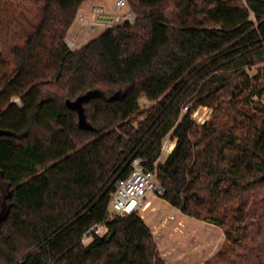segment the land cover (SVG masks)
<instances>
[{
	"label": "trees",
	"instance_id": "trees-1",
	"mask_svg": "<svg viewBox=\"0 0 264 264\" xmlns=\"http://www.w3.org/2000/svg\"><path fill=\"white\" fill-rule=\"evenodd\" d=\"M89 1L36 0L32 29L4 26L24 45L12 63L0 50V264H166L139 213L108 219L136 158L169 204L223 230L204 264H264V87L247 73L264 63V0H129L135 24L70 49ZM87 96L82 128L67 102Z\"/></svg>",
	"mask_w": 264,
	"mask_h": 264
},
{
	"label": "rangeland",
	"instance_id": "rangeland-1",
	"mask_svg": "<svg viewBox=\"0 0 264 264\" xmlns=\"http://www.w3.org/2000/svg\"><path fill=\"white\" fill-rule=\"evenodd\" d=\"M0 1L2 2L0 12L3 13L1 14L3 24L2 28H0V50L4 52L7 62L12 63L11 52L13 48L23 46L24 40L22 37L13 38L11 33L8 34L4 30V26L10 24L14 26L23 25L24 29H32L31 27L39 21L38 10L41 13L42 3L38 2L37 4L36 0ZM95 2L103 4L110 13L107 14L104 10V14H99L97 18L101 21L114 22L117 0H94L87 4ZM85 8H87V5ZM127 12L128 8H123L120 15H124ZM97 13H100V11L98 10ZM81 15L80 17L78 16L77 25L75 30H73V32L78 34L73 35L74 33H70L67 37L70 42L75 43V49L86 44L104 30L103 27H98V32H93L89 23L94 22L95 15L88 16V18L83 16V14ZM247 73L251 77L260 75L261 86L264 87V63L247 69ZM260 99L264 103V94ZM143 103L145 102L143 101ZM193 105L194 103L192 102L190 107ZM199 108L197 117L199 121H203L202 117L204 116L208 120L211 119L213 109ZM166 158L162 157V161ZM147 200L151 202L152 206L146 212L140 211L139 214L144 216V221L152 229L159 251L166 264H203L223 249L229 247L223 230L215 224L185 216L163 197L153 198L148 196Z\"/></svg>",
	"mask_w": 264,
	"mask_h": 264
},
{
	"label": "built area",
	"instance_id": "built-area-1",
	"mask_svg": "<svg viewBox=\"0 0 264 264\" xmlns=\"http://www.w3.org/2000/svg\"><path fill=\"white\" fill-rule=\"evenodd\" d=\"M249 0H242L243 3H247ZM123 8H128V12L124 15H120ZM116 17L114 22L101 21L97 17L96 13L95 20L89 25L93 32H98V27H103L104 30L115 27L116 25L122 24L124 22H129L130 24H135L137 20V15L133 13L130 9L127 0H117L115 5ZM100 14H104V10H100ZM103 30V31H104ZM67 44L70 49H75V43L67 40ZM202 108V107H201ZM207 108V107H203ZM199 109H196L192 114L191 118L195 120L198 124H204L208 119L204 117L203 121L197 119L199 115ZM190 113L189 107L183 109V114L186 116ZM176 147V140L171 136H168L162 144V157H168ZM130 174L127 178L116 181L115 183V194L113 195L108 208V219L115 220L123 218L134 213H139L140 211H145L151 206V202L147 200L148 196L153 198L163 197L165 194V189L157 176V171L149 170L147 168V163L141 158L133 159L130 162ZM108 229L104 224L96 225L92 227L87 233H85L82 241L85 245L89 244L94 235L104 236L107 234Z\"/></svg>",
	"mask_w": 264,
	"mask_h": 264
},
{
	"label": "crops",
	"instance_id": "crops-1",
	"mask_svg": "<svg viewBox=\"0 0 264 264\" xmlns=\"http://www.w3.org/2000/svg\"><path fill=\"white\" fill-rule=\"evenodd\" d=\"M92 1H94V0H92ZM92 1H89V2H92ZM88 3V2H87ZM87 3H85L84 4V6L81 8V10L79 11V17L80 16H82L81 14H83V16H86L87 18H88V16H92V15H96V13L98 12V10L100 11L101 9H103V10H105L106 11V13L108 14L109 13V11H107L106 9H105V7H104V5L103 4H101L100 2H95V3H93V4H87ZM87 5V8H85V6ZM105 13V14H106ZM100 14V13H99ZM99 14H97V16H99ZM110 14V13H109ZM94 17V16H93ZM95 18V17H94ZM78 19V18H77ZM77 21V20H76ZM76 25H77V23L75 22V24H74V26L72 27V29L70 30V32H69V34L71 33V34H73V35H77L78 33H75V32H73V30H75V27H76ZM68 34V35H69ZM68 40V39H67ZM83 46V45H82ZM81 47V46H80ZM151 206H152V204H151ZM150 206V207H151ZM149 207V208H150ZM148 208V209H149ZM148 209H146L145 211H141V212H146ZM178 210V209H177ZM141 217L144 219V216L143 215H141ZM151 229V228H150ZM152 230V229H151ZM153 233V232H152ZM154 235V234H153ZM205 263V262H204ZM203 263V264H204Z\"/></svg>",
	"mask_w": 264,
	"mask_h": 264
},
{
	"label": "water",
	"instance_id": "water-1",
	"mask_svg": "<svg viewBox=\"0 0 264 264\" xmlns=\"http://www.w3.org/2000/svg\"><path fill=\"white\" fill-rule=\"evenodd\" d=\"M89 96L87 97H81L76 103L74 104H71L70 102H67V106L68 108H77L78 111H79V120H80V126L82 128H86L87 126L85 125V116H84V111H83V108H82V102L84 101L85 98H88Z\"/></svg>",
	"mask_w": 264,
	"mask_h": 264
}]
</instances>
